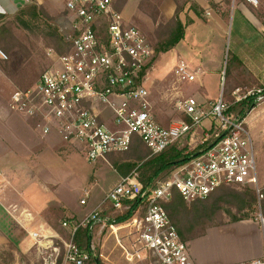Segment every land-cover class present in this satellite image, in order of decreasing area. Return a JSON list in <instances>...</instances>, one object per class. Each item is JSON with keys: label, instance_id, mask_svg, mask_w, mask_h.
<instances>
[{"label": "built area", "instance_id": "1", "mask_svg": "<svg viewBox=\"0 0 264 264\" xmlns=\"http://www.w3.org/2000/svg\"><path fill=\"white\" fill-rule=\"evenodd\" d=\"M66 10L68 52L50 54L52 66L33 87L12 93L11 108L41 116L44 135L55 130L63 141L78 142L91 163L128 150L135 136L158 154L189 135L192 154L154 188L145 186L136 171L122 177L84 217L62 220L66 236L43 224L27 230L42 264H88L101 259L103 240L112 234L129 264H195L188 241L181 239L164 206L174 190L192 202L224 184L251 188L256 195L254 220L264 227V188L258 181L253 140L245 119L229 111L223 94L210 108L193 96L178 99L177 110L190 121L161 126L144 85V72L154 52L146 35L126 22L113 0H67ZM7 58L0 47V59ZM174 73L179 80L193 81L198 71L179 57ZM234 93L237 101H264V87ZM207 118L214 120L215 127L198 138L195 129ZM126 210H131V216L118 221L113 213ZM21 213L19 223L33 221L29 211ZM81 230L90 235L88 244L78 242ZM242 264H264V258Z\"/></svg>", "mask_w": 264, "mask_h": 264}, {"label": "rangeland", "instance_id": "2", "mask_svg": "<svg viewBox=\"0 0 264 264\" xmlns=\"http://www.w3.org/2000/svg\"><path fill=\"white\" fill-rule=\"evenodd\" d=\"M50 1L55 10L62 11L64 7L66 9L67 0ZM26 3L35 2L29 0ZM113 4L114 7L120 8L118 11L122 13L128 24L140 28L153 47L157 43V32L173 17V15H165L162 7L169 4L176 9L175 0H113ZM185 7L186 5L183 6L179 16L183 21L188 22L184 12ZM198 13L202 14L201 9ZM67 16L66 13H60V17L49 19L46 16V18L67 36L70 32V19ZM231 22L228 26V37L232 34ZM47 28L46 24L38 20L25 24L17 23L13 28L17 46L12 45L9 52L2 48L8 56L7 59H0V229L2 231L9 228L12 223L6 211V206L10 204L24 202L37 213L41 206L50 203V211H45V219L49 217L52 223H60L68 216L57 209V204H64L71 212L81 217L86 211L93 210L118 180L116 172L106 164L89 162L82 147L80 149L77 146L78 142L73 145L61 143L62 139L55 130L44 135L42 132L44 121L41 116H28L11 108L12 93L17 89L33 87L41 73L52 66L53 60L50 54L62 55L67 51L61 53L48 44L45 37ZM192 28L194 27L191 25L187 27L188 36ZM197 35L201 40L203 39L202 33ZM186 43L183 41L182 46L185 47ZM28 82L30 84L25 86ZM187 84L196 86L197 82H187ZM223 87L224 85L220 83L219 92ZM263 108L264 101L245 118L253 140L256 171L261 188H264V113L260 112ZM230 111L239 112L238 109ZM257 113L259 115L255 116ZM94 177L97 178L96 182L93 181ZM85 189L89 190L87 196ZM215 194L216 192L213 196ZM81 197L87 200V205L80 204ZM254 209L253 207V212ZM223 221L232 222L230 216L223 213L215 223L221 225L219 223ZM247 223L250 224V221ZM57 230L66 236V230L61 226ZM89 239L85 236L81 242L77 238L83 245L88 244ZM262 239L264 243V234ZM27 241L29 244L25 253L22 250L23 245L22 248L17 245L18 249H13L9 244L10 241L0 240L2 245L0 264H42V259L37 254V245L30 246V241ZM103 245L104 257L96 262L129 264L113 234L103 240ZM189 245L192 247L195 245L197 252L201 253V241ZM8 251L15 254L13 261L10 260ZM19 251L23 255H20Z\"/></svg>", "mask_w": 264, "mask_h": 264}, {"label": "crops", "instance_id": "3", "mask_svg": "<svg viewBox=\"0 0 264 264\" xmlns=\"http://www.w3.org/2000/svg\"><path fill=\"white\" fill-rule=\"evenodd\" d=\"M26 2L25 0H0V13L14 15ZM32 2H35L49 19L60 17V13H66L70 19L65 7L62 11H57L50 0H32ZM200 9L202 14L198 13ZM162 11L165 15L172 16L175 13V7L168 4L162 7ZM184 12L188 18V22H185L180 16L185 26L184 37L172 49L160 52L144 72V85L149 91L154 118L164 127H169L178 120L187 121V116L176 109L175 103L178 99L193 96L205 107L210 108L222 93L231 109L234 104L241 102L236 99L234 93L236 89L264 87V0H191L186 4ZM230 22L232 34L228 37ZM190 25L194 28L188 36L187 27ZM198 33L203 34L202 40L198 37ZM183 41L187 42L185 47L182 46ZM179 57L184 58L192 70L198 71L195 80L177 78L174 67ZM187 82H197V85L190 86ZM220 83L224 87L219 92ZM258 105L260 104L253 102L243 118L252 113ZM260 112L264 113V108ZM258 115L259 113L255 116ZM214 127V120L207 118L196 127L195 134L201 138L205 132H210ZM61 143L67 142L62 140ZM67 144L73 145V143ZM77 146L81 149L80 144ZM95 163L106 164L113 169L108 156L107 159H100ZM114 171L118 175L117 184L122 176L116 170ZM93 181L96 182L97 178L94 177ZM86 190L88 189L84 192ZM81 199L82 197L79 200L80 204ZM100 203L101 201L94 207L96 208ZM81 205H87V200ZM57 207L59 211L65 213V216H68L67 218L77 219L84 217L92 210L86 211L80 217L64 204H57ZM6 211L12 223L9 228L3 231L0 229V240L14 241L21 248L23 245L22 250L25 253L29 244L27 230H34L37 225L43 224L59 232L49 224V221L52 222L49 217L45 219V211H50V203L41 206L37 213L24 202L10 204L6 206ZM22 211H29L33 216L31 223L24 222L26 227L22 225L24 223L21 224L18 221ZM247 221H250V224ZM262 234H264V227L260 226L254 218L211 226L202 236L188 241L189 244L201 241V253L197 252L195 245L194 247L189 245L190 256L195 264H242L249 260L264 258Z\"/></svg>", "mask_w": 264, "mask_h": 264}, {"label": "trees", "instance_id": "4", "mask_svg": "<svg viewBox=\"0 0 264 264\" xmlns=\"http://www.w3.org/2000/svg\"><path fill=\"white\" fill-rule=\"evenodd\" d=\"M175 1L176 9L173 17L165 25L163 24V27L157 32L158 39L153 47L154 52L151 60L158 53L175 47L184 37L185 26L179 15L183 10V6L191 0ZM115 8L117 10L120 9L118 7ZM34 20L42 21L48 26L45 36L48 44L61 53L66 50L68 52L70 42L67 36L58 27L52 25L36 3H24L14 15L0 13V47L7 52L11 51L12 45L14 47L17 46L13 33L14 25H17V23H31ZM29 84L28 82L25 86ZM224 90L226 91V88ZM252 105V101L243 100L238 104H234L231 109L229 108V111L238 109L239 112L237 114L243 117ZM187 118L186 120L189 122L190 120ZM188 137L189 135H186L181 140L170 144L162 152L152 154L144 142L135 136L128 150L114 152L108 155V160L113 169L122 177L129 175L132 171H136L138 178L145 186L154 188L159 181L169 177L174 168L187 160L192 154L188 152ZM215 192L216 194L213 196ZM136 202L134 201L132 204L135 206ZM255 202L256 195L253 190L231 183L224 184L208 197L192 201L191 203H188L177 190H174L173 197L165 202L164 206L181 239L189 241L202 236L208 227L215 226V220L223 213L228 214L232 222L254 218L253 207ZM113 214L118 221H123L129 218L132 212L131 210H126ZM224 223L227 222L223 221L219 224ZM49 224L56 229L61 226V222L52 223L49 221ZM85 236L90 237L86 230L79 231L78 238L81 242ZM9 244L13 249L17 248L14 241H10ZM1 248L2 245L0 244V250ZM19 252L20 255H23L21 251ZM7 254L10 260L13 261L15 259V254L11 251H8ZM90 264L102 263L96 262V259H94Z\"/></svg>", "mask_w": 264, "mask_h": 264}, {"label": "water", "instance_id": "5", "mask_svg": "<svg viewBox=\"0 0 264 264\" xmlns=\"http://www.w3.org/2000/svg\"><path fill=\"white\" fill-rule=\"evenodd\" d=\"M226 132H224L223 134H225Z\"/></svg>", "mask_w": 264, "mask_h": 264}]
</instances>
